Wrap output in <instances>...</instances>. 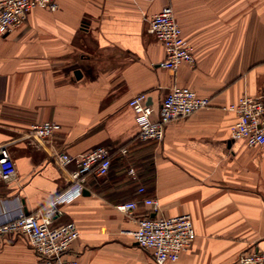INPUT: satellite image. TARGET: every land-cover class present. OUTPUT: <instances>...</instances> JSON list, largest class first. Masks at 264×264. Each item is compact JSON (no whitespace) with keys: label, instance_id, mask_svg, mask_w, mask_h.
Segmentation results:
<instances>
[{"label":"crops","instance_id":"obj_1","mask_svg":"<svg viewBox=\"0 0 264 264\" xmlns=\"http://www.w3.org/2000/svg\"><path fill=\"white\" fill-rule=\"evenodd\" d=\"M0 37V148L17 177L0 181V224L21 210L46 206L73 182L78 156L111 151L106 176H87L88 189L53 226L75 222L79 238L64 256L79 264H156L135 242V221L116 206L144 196L159 201L138 217L189 214L194 239L166 264H238L243 252L264 250V146L231 138L237 116L225 107L264 91V0H55ZM172 7L196 63L160 67L165 50L150 27ZM76 71L80 72L77 78ZM174 86L188 87L210 106L170 123L162 141H140L129 106L145 93L156 111ZM61 126L43 148L27 140L35 124ZM127 147L128 156L119 150ZM134 168L138 179L128 171ZM0 264H39L21 234L0 238Z\"/></svg>","mask_w":264,"mask_h":264},{"label":"built area","instance_id":"obj_2","mask_svg":"<svg viewBox=\"0 0 264 264\" xmlns=\"http://www.w3.org/2000/svg\"><path fill=\"white\" fill-rule=\"evenodd\" d=\"M35 8L55 12L59 6L55 0H0V37L21 27L27 13ZM150 27L165 50L161 68L177 71L184 63L195 65L193 47L184 38L172 7L166 6L156 13L150 21ZM148 100L147 94L140 93L129 101V106L137 116L138 139L143 142L162 141L170 123L210 106L209 98L200 97L190 88L182 86L171 89L158 111ZM225 109L237 116L231 127V138L234 141H244L250 147L264 146V91L255 96L243 94L237 103ZM60 128L59 124L50 121L35 124L28 130L26 138L43 148L53 140ZM119 152L122 156L129 155L127 147H122ZM55 158L64 167L71 163L78 166L72 174V184L37 211L27 213L21 210L1 223L0 238L10 234L23 235L36 253L39 264H79L75 259H64L71 244L79 238L77 225L71 221L55 227L53 223L62 214V205L73 202L88 189V175L94 173L102 177L108 174L111 151L105 147H97L78 156L58 153ZM128 174L132 179H138L134 168H130ZM16 177L17 168L12 154L7 147H1L0 181L11 183ZM144 192L145 188L140 187L138 193L142 197L121 203L116 208L135 221L137 228L132 236L138 246L152 252L156 264L174 262L194 239L191 217L189 214L174 217L136 216L140 203L148 207L151 213H157L160 209L159 201L145 197ZM238 264H264V250L243 252L238 258Z\"/></svg>","mask_w":264,"mask_h":264},{"label":"water","instance_id":"obj_3","mask_svg":"<svg viewBox=\"0 0 264 264\" xmlns=\"http://www.w3.org/2000/svg\"><path fill=\"white\" fill-rule=\"evenodd\" d=\"M75 74H76L77 78H80L81 75H80V72H79V71H76ZM85 193H86V192H85Z\"/></svg>","mask_w":264,"mask_h":264},{"label":"rangeland","instance_id":"obj_4","mask_svg":"<svg viewBox=\"0 0 264 264\" xmlns=\"http://www.w3.org/2000/svg\"><path fill=\"white\" fill-rule=\"evenodd\" d=\"M131 201V200H130Z\"/></svg>","mask_w":264,"mask_h":264}]
</instances>
